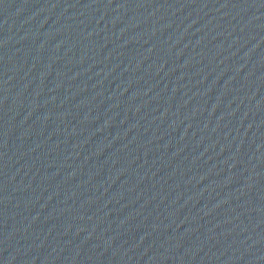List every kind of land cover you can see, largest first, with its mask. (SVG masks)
<instances>
[{"label":"water","instance_id":"1","mask_svg":"<svg viewBox=\"0 0 264 264\" xmlns=\"http://www.w3.org/2000/svg\"><path fill=\"white\" fill-rule=\"evenodd\" d=\"M0 264H264V0H0Z\"/></svg>","mask_w":264,"mask_h":264}]
</instances>
